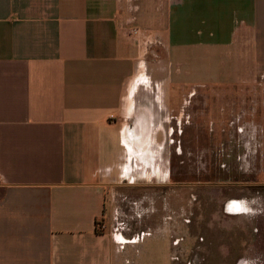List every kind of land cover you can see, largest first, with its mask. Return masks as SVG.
<instances>
[{"label":"crops","instance_id":"1","mask_svg":"<svg viewBox=\"0 0 264 264\" xmlns=\"http://www.w3.org/2000/svg\"><path fill=\"white\" fill-rule=\"evenodd\" d=\"M124 26L151 34V54ZM263 71L264 0H0V264H126L129 242L98 231L108 190L160 172L184 98L208 91L246 125L243 78L261 93Z\"/></svg>","mask_w":264,"mask_h":264},{"label":"rangeland","instance_id":"2","mask_svg":"<svg viewBox=\"0 0 264 264\" xmlns=\"http://www.w3.org/2000/svg\"><path fill=\"white\" fill-rule=\"evenodd\" d=\"M221 60L231 65L228 57ZM177 62L165 61L167 69L184 73L188 67ZM209 62L211 73L220 62ZM206 63L195 64L197 80L206 76ZM248 67L245 61L242 68ZM258 77L243 78L255 87L240 94L246 125L226 124L222 103L217 97L213 103L208 91L196 108L195 98H184L182 134L173 123L171 138L161 142L160 172L133 174L108 190V219L98 222V231L129 242L119 244L120 251L132 246L126 264H264V73L261 93ZM227 111L229 117L239 108ZM237 206L241 211H233Z\"/></svg>","mask_w":264,"mask_h":264},{"label":"built area","instance_id":"3","mask_svg":"<svg viewBox=\"0 0 264 264\" xmlns=\"http://www.w3.org/2000/svg\"><path fill=\"white\" fill-rule=\"evenodd\" d=\"M122 34L127 42L138 48L142 56L151 54V47L156 44L150 33L135 26H124Z\"/></svg>","mask_w":264,"mask_h":264},{"label":"flooded vegetation","instance_id":"4","mask_svg":"<svg viewBox=\"0 0 264 264\" xmlns=\"http://www.w3.org/2000/svg\"><path fill=\"white\" fill-rule=\"evenodd\" d=\"M157 172H159V170H157ZM148 174L149 173H145V175L149 178ZM145 175H144V177H145ZM233 210L238 211V210H240V207L237 206L236 208H233Z\"/></svg>","mask_w":264,"mask_h":264}]
</instances>
